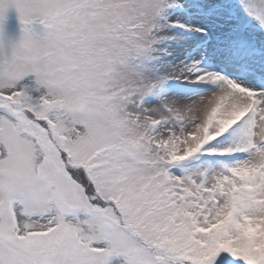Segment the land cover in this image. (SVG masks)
<instances>
[{
  "label": "snow or ice",
  "instance_id": "6c2138e0",
  "mask_svg": "<svg viewBox=\"0 0 264 264\" xmlns=\"http://www.w3.org/2000/svg\"><path fill=\"white\" fill-rule=\"evenodd\" d=\"M0 264H264V0H0Z\"/></svg>",
  "mask_w": 264,
  "mask_h": 264
}]
</instances>
